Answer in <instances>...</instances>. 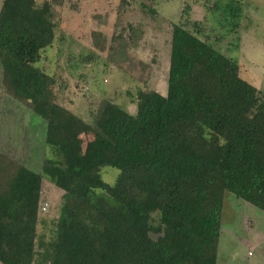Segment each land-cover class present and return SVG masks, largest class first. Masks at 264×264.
I'll return each instance as SVG.
<instances>
[{
  "label": "trees",
  "instance_id": "1",
  "mask_svg": "<svg viewBox=\"0 0 264 264\" xmlns=\"http://www.w3.org/2000/svg\"><path fill=\"white\" fill-rule=\"evenodd\" d=\"M226 1L223 11L204 5L224 36L242 13ZM62 4L0 6L4 92L45 122L54 154L37 174L0 153V264H34L44 178L63 192L48 264H216L225 194L264 212V94L199 37L186 5L171 25L166 95L138 91L134 114L107 102L89 124L60 103L65 85L36 66ZM104 167L118 171L114 184Z\"/></svg>",
  "mask_w": 264,
  "mask_h": 264
},
{
  "label": "rangeland",
  "instance_id": "2",
  "mask_svg": "<svg viewBox=\"0 0 264 264\" xmlns=\"http://www.w3.org/2000/svg\"><path fill=\"white\" fill-rule=\"evenodd\" d=\"M44 1L48 0H36ZM235 1L242 9L240 28L224 36L204 5L218 4L223 11L226 0H63L53 7L55 41L36 66L65 85L60 103L89 124L107 102L134 114L138 91L167 93L171 25L187 17H181L187 5V19L203 25L199 37L236 59L240 77L264 94V0ZM142 3L155 13L151 15ZM2 79L0 67V153L11 154L41 174L44 160L54 157L44 141L46 124L5 94ZM91 139L90 134L84 136V141ZM101 175L112 185L118 171L104 167ZM62 201L63 192L44 178L40 208L45 210L38 214L34 264H48L44 251L54 239ZM221 224L219 264H264L263 211L226 193Z\"/></svg>",
  "mask_w": 264,
  "mask_h": 264
},
{
  "label": "crops",
  "instance_id": "3",
  "mask_svg": "<svg viewBox=\"0 0 264 264\" xmlns=\"http://www.w3.org/2000/svg\"><path fill=\"white\" fill-rule=\"evenodd\" d=\"M221 231H222L221 233H223V228H221ZM226 231H227V232H226L227 236H228V237H231L230 234H229V231H230V230L227 228ZM233 232H234V231H233ZM216 264H219L218 259H217Z\"/></svg>",
  "mask_w": 264,
  "mask_h": 264
},
{
  "label": "built area",
  "instance_id": "4",
  "mask_svg": "<svg viewBox=\"0 0 264 264\" xmlns=\"http://www.w3.org/2000/svg\"><path fill=\"white\" fill-rule=\"evenodd\" d=\"M42 210L44 211L45 209H44V208H42Z\"/></svg>",
  "mask_w": 264,
  "mask_h": 264
}]
</instances>
